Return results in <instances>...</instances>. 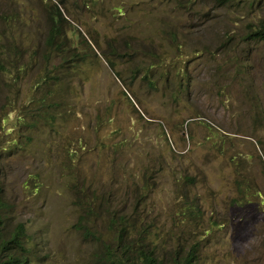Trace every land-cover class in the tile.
Instances as JSON below:
<instances>
[{
  "label": "rangeland",
  "instance_id": "obj_1",
  "mask_svg": "<svg viewBox=\"0 0 264 264\" xmlns=\"http://www.w3.org/2000/svg\"><path fill=\"white\" fill-rule=\"evenodd\" d=\"M220 4L0 0V259L264 264V0Z\"/></svg>",
  "mask_w": 264,
  "mask_h": 264
},
{
  "label": "trees",
  "instance_id": "obj_2",
  "mask_svg": "<svg viewBox=\"0 0 264 264\" xmlns=\"http://www.w3.org/2000/svg\"><path fill=\"white\" fill-rule=\"evenodd\" d=\"M221 1L220 5H224L225 2L228 0H219ZM58 11V15H59ZM59 21V20H57ZM56 32V28L53 27L52 32ZM254 37L263 39L264 36V23L261 25L256 31ZM52 35V34H51ZM1 194V193H0ZM3 203L1 201L0 196V209L2 208ZM83 213L79 217V225L81 228L85 230V233H88V230L85 228V224L88 223V220L86 221V217L90 213V206L89 203H85L81 207ZM23 233V226L21 224L16 225V229L13 233V235L9 239H3L0 237V257L1 253L8 248V245H14L19 246L20 244V237ZM114 243V247H112ZM102 246L107 251V257L105 260H103L102 264H162L161 258H158L155 255V244H152V246H137L135 247V244L131 240H126L121 231L118 229L115 231V237L111 239V242L107 244H102ZM12 249V248H11ZM5 259H0V264H20L17 260H15V257L9 253L5 254ZM195 249L193 247H190L189 251L184 256H174L169 259V264H194L195 261Z\"/></svg>",
  "mask_w": 264,
  "mask_h": 264
},
{
  "label": "clouds",
  "instance_id": "obj_3",
  "mask_svg": "<svg viewBox=\"0 0 264 264\" xmlns=\"http://www.w3.org/2000/svg\"><path fill=\"white\" fill-rule=\"evenodd\" d=\"M256 32H254L253 33V36L251 37L252 39H256V37H254V36H256V35H254ZM257 39H259V38H257Z\"/></svg>",
  "mask_w": 264,
  "mask_h": 264
}]
</instances>
